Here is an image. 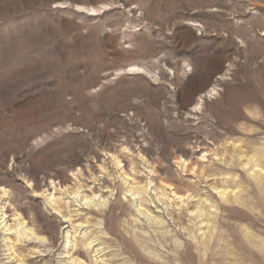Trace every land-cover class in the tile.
I'll return each instance as SVG.
<instances>
[{"label": "rangeland", "instance_id": "374dc122", "mask_svg": "<svg viewBox=\"0 0 264 264\" xmlns=\"http://www.w3.org/2000/svg\"><path fill=\"white\" fill-rule=\"evenodd\" d=\"M77 259L264 264V0H0V264Z\"/></svg>", "mask_w": 264, "mask_h": 264}, {"label": "bare ground", "instance_id": "6f19581e", "mask_svg": "<svg viewBox=\"0 0 264 264\" xmlns=\"http://www.w3.org/2000/svg\"><path fill=\"white\" fill-rule=\"evenodd\" d=\"M130 70H131V69H130ZM46 190H48V189H46ZM51 197L53 198L52 194H51ZM51 197H50V198H51ZM52 201H53V200H52ZM54 202H55V200H54ZM55 203H56V202H55ZM50 204H51V203H50ZM56 206H57V205H56ZM61 211H62V210H61ZM64 211H65V210H64ZM62 215H63V214H62ZM64 216H65V217L67 216V215L65 214V212H64ZM69 217H70V216H69ZM71 219H72V217H71ZM71 219H70V220H71ZM72 221H73V220H72ZM70 223H71V222H70ZM11 227H12V226H11ZM17 234H18V233H17ZM18 237H19V236H18ZM90 246H91V244H90ZM76 250H77V249H76ZM96 251H97V250H96ZM78 260H79V261H78ZM77 261H78L79 264H82L81 261H80V259H77Z\"/></svg>", "mask_w": 264, "mask_h": 264}]
</instances>
